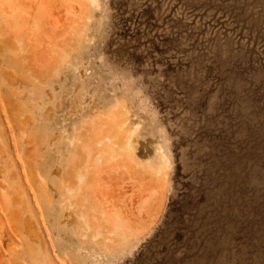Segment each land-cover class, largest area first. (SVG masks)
I'll use <instances>...</instances> for the list:
<instances>
[{
  "label": "rangeland",
  "instance_id": "obj_1",
  "mask_svg": "<svg viewBox=\"0 0 264 264\" xmlns=\"http://www.w3.org/2000/svg\"><path fill=\"white\" fill-rule=\"evenodd\" d=\"M0 264H264V0H0Z\"/></svg>",
  "mask_w": 264,
  "mask_h": 264
},
{
  "label": "bare ground",
  "instance_id": "obj_2",
  "mask_svg": "<svg viewBox=\"0 0 264 264\" xmlns=\"http://www.w3.org/2000/svg\"><path fill=\"white\" fill-rule=\"evenodd\" d=\"M95 154H97V153H95ZM93 157H94V155H93ZM97 159H98V158H97ZM83 179H84V177L81 176V177H80V181H82Z\"/></svg>",
  "mask_w": 264,
  "mask_h": 264
}]
</instances>
